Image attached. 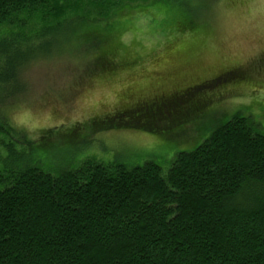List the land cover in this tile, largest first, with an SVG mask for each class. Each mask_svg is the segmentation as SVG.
Wrapping results in <instances>:
<instances>
[{
    "label": "trees",
    "instance_id": "1",
    "mask_svg": "<svg viewBox=\"0 0 264 264\" xmlns=\"http://www.w3.org/2000/svg\"><path fill=\"white\" fill-rule=\"evenodd\" d=\"M134 1L87 0L83 9L71 6L72 0H0V26L19 30L9 33V43L0 37L6 98L20 92L18 73L36 56L34 46L23 49L19 43L67 38L54 28L30 35L24 26H80L88 16L91 23L107 24ZM167 1L149 2L166 7ZM190 5L182 3L193 16ZM72 11L83 15L72 22ZM79 26L74 28L81 35L109 42L105 33ZM96 60L103 66L107 59ZM168 107L169 118L147 117L159 112L144 106L131 121L113 120L131 114L124 110L102 121L115 129L161 133L182 126L187 113L199 109ZM27 163L0 190V264H264V133L247 118L234 116L194 150L178 154L165 176L150 161L126 167L87 160L56 175Z\"/></svg>",
    "mask_w": 264,
    "mask_h": 264
},
{
    "label": "rangeland",
    "instance_id": "2",
    "mask_svg": "<svg viewBox=\"0 0 264 264\" xmlns=\"http://www.w3.org/2000/svg\"><path fill=\"white\" fill-rule=\"evenodd\" d=\"M135 1L132 9L124 8L125 15L107 24L91 23L89 16L76 24L105 33L109 42L81 35L82 29L74 28L78 26L23 27L30 35L54 28L67 38L39 36L18 44L23 49L34 46L36 56L18 73L20 92L6 98L7 90L0 85V179L5 178L0 190L26 161L54 175L87 160L126 167L150 161L165 176L178 154L194 150L236 115L264 133V0H190L193 16L182 7L184 0L167 1L166 7ZM74 5L84 9L88 4L72 0ZM69 15L73 22L83 13ZM15 31L14 26H0V37L9 43V33ZM96 58L107 60L100 66ZM229 70L234 77L209 83ZM204 81L194 93L200 98L199 109L189 111L182 126L159 133L103 124L105 117L133 103L123 94L131 100L152 99ZM136 116L125 114L117 120ZM47 132L51 135L44 136ZM71 132L77 135L72 141Z\"/></svg>",
    "mask_w": 264,
    "mask_h": 264
},
{
    "label": "flooded vegetation",
    "instance_id": "3",
    "mask_svg": "<svg viewBox=\"0 0 264 264\" xmlns=\"http://www.w3.org/2000/svg\"><path fill=\"white\" fill-rule=\"evenodd\" d=\"M231 71V70H229ZM233 70L231 72L224 71L221 74L213 77L209 83L214 84H220L223 81H227L229 78L234 77ZM207 82L204 81L201 84H192L190 87H187V89L182 90L181 93L179 92H172L169 95L161 94L157 95L152 99H143V98H136V100H131L129 94H123L126 99L127 103H132L130 105H124L126 107V111H130V115H134L138 110H143L144 106L150 107L153 111H158L159 116H155V114L149 115L147 117H158L159 119H162L164 117L169 118L170 114L173 112L168 111V105L170 103L173 104V106H176L178 108H186V105L193 104L197 105L200 104V98L197 96V98H194V93L199 91ZM176 99V100H175ZM175 100V101H174ZM123 103V104H127ZM177 105H176V104ZM132 117V116H131Z\"/></svg>",
    "mask_w": 264,
    "mask_h": 264
}]
</instances>
